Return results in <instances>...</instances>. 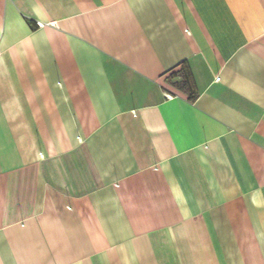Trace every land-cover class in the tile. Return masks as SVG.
I'll return each instance as SVG.
<instances>
[{
  "label": "crops",
  "instance_id": "0c3cea01",
  "mask_svg": "<svg viewBox=\"0 0 264 264\" xmlns=\"http://www.w3.org/2000/svg\"><path fill=\"white\" fill-rule=\"evenodd\" d=\"M0 264H264V0H0Z\"/></svg>",
  "mask_w": 264,
  "mask_h": 264
},
{
  "label": "trees",
  "instance_id": "16d2710c",
  "mask_svg": "<svg viewBox=\"0 0 264 264\" xmlns=\"http://www.w3.org/2000/svg\"><path fill=\"white\" fill-rule=\"evenodd\" d=\"M171 84L180 91L189 94V99L194 101L197 98V92L194 88V79L190 67L186 62L182 64V68L173 72L169 76Z\"/></svg>",
  "mask_w": 264,
  "mask_h": 264
},
{
  "label": "built area",
  "instance_id": "2783aa9c",
  "mask_svg": "<svg viewBox=\"0 0 264 264\" xmlns=\"http://www.w3.org/2000/svg\"><path fill=\"white\" fill-rule=\"evenodd\" d=\"M39 26H42V24H40V23H37Z\"/></svg>",
  "mask_w": 264,
  "mask_h": 264
}]
</instances>
